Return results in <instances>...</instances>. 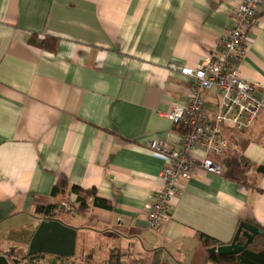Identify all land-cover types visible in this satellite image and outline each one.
<instances>
[{"label": "crops", "instance_id": "crops-1", "mask_svg": "<svg viewBox=\"0 0 264 264\" xmlns=\"http://www.w3.org/2000/svg\"><path fill=\"white\" fill-rule=\"evenodd\" d=\"M240 0H0V252L26 257L62 182L96 188L112 209L75 210L68 191L55 219L76 231L74 252L48 262L214 264L241 222L264 228V108L243 131L226 130L222 155H243L250 183L195 171L181 184L172 220L151 229L145 206L161 186L162 155L152 139L181 148L183 132L161 115L191 96L170 64L197 67L233 25ZM36 41L33 42V37ZM58 38L57 50L40 46ZM235 62L264 93V4ZM212 106L215 90L204 94ZM115 263V262H114Z\"/></svg>", "mask_w": 264, "mask_h": 264}, {"label": "built area", "instance_id": "built-area-1", "mask_svg": "<svg viewBox=\"0 0 264 264\" xmlns=\"http://www.w3.org/2000/svg\"><path fill=\"white\" fill-rule=\"evenodd\" d=\"M264 0H240L229 32L222 35L216 51L197 67L170 64V68L191 82V96L175 103L161 115L176 127L184 128L181 148L172 149L167 139L158 137L149 148L165 159L159 173L161 186L145 206L147 224L158 229L172 220L174 200L181 184L195 171L222 175L225 166L211 157L222 155L230 142L226 130L243 131L250 128L264 108V93L260 85L244 78L235 62L242 59L246 33L255 25ZM215 90L211 106L204 94ZM29 264H64L48 262L41 257L27 260Z\"/></svg>", "mask_w": 264, "mask_h": 264}, {"label": "trees", "instance_id": "trees-1", "mask_svg": "<svg viewBox=\"0 0 264 264\" xmlns=\"http://www.w3.org/2000/svg\"><path fill=\"white\" fill-rule=\"evenodd\" d=\"M36 41V36L32 39ZM58 38L46 36L40 46L52 52L57 50ZM183 133L185 129L181 128ZM224 165L229 169L230 175L236 180L243 183H250V178L247 172L251 169L249 161L241 154L228 155L222 159ZM68 191L77 194V205L75 210L78 212L85 211L91 206H98L106 209H112L113 204L110 200L102 198L98 195L96 188L84 189L78 185L70 186L66 182H62L52 190L54 197H59L57 201L47 205H41L37 208V213L45 219H55L63 211L62 206L67 197ZM254 228V229H253ZM205 245L208 249L211 248L212 241L210 237L202 234ZM243 245L245 248L237 254H209L210 259L214 264H264V228L251 222L243 221L240 223L234 240L230 243ZM123 253L118 250H113L109 264H122ZM115 262V263H114Z\"/></svg>", "mask_w": 264, "mask_h": 264}, {"label": "water", "instance_id": "water-1", "mask_svg": "<svg viewBox=\"0 0 264 264\" xmlns=\"http://www.w3.org/2000/svg\"><path fill=\"white\" fill-rule=\"evenodd\" d=\"M254 229V228H253ZM76 231L60 219H43L34 234L26 257L14 258L0 252V264H29L28 259L35 257L46 258L54 253L62 256L73 254ZM244 246L236 243L213 246L208 249L210 254H237L244 250Z\"/></svg>", "mask_w": 264, "mask_h": 264}]
</instances>
